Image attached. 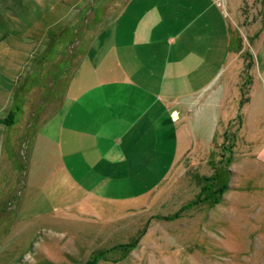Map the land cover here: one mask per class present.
<instances>
[{"label":"rangeland","instance_id":"374dc122","mask_svg":"<svg viewBox=\"0 0 264 264\" xmlns=\"http://www.w3.org/2000/svg\"><path fill=\"white\" fill-rule=\"evenodd\" d=\"M131 1L0 0V264H264L257 124L241 132L231 164L221 144H160L169 156L154 165V194L127 189L107 204L79 200L51 149L34 141L65 87L82 92L94 79L93 64L122 30L120 15H138L153 0L126 9ZM168 1L206 9L229 30L239 73L224 102L223 111L238 117L229 136L246 110H261L264 120V0Z\"/></svg>","mask_w":264,"mask_h":264},{"label":"crops","instance_id":"0c3cea01","mask_svg":"<svg viewBox=\"0 0 264 264\" xmlns=\"http://www.w3.org/2000/svg\"><path fill=\"white\" fill-rule=\"evenodd\" d=\"M184 3L153 0L138 15L121 14L122 30L115 31L113 45L93 64L94 79L90 76L82 92L65 87L53 119L43 118L34 141L51 149L52 161L82 202H118L127 189L135 196L154 194V165L169 156L160 144L222 148L236 144L252 124L264 134L261 110L258 115L246 110L229 136L238 117L223 111L224 102L231 85L238 88L239 77L229 30L223 31L220 16L212 19L206 9ZM139 5L143 0L129 2L126 9ZM247 104L250 108L252 99ZM258 142L264 158V138ZM111 194L118 195L112 199Z\"/></svg>","mask_w":264,"mask_h":264},{"label":"trees","instance_id":"16d2710c","mask_svg":"<svg viewBox=\"0 0 264 264\" xmlns=\"http://www.w3.org/2000/svg\"><path fill=\"white\" fill-rule=\"evenodd\" d=\"M246 69L248 70V71H251V69H252V67H253V58H252V56L250 55V54H247V59H246ZM252 84V77L251 76H248V79H247V81H246V85H251ZM242 92H243V89L241 90ZM246 94V93H245ZM245 94H243V97H244V95ZM242 104H243V101H242ZM229 145V152H227V149H226V145L225 146H223L222 147V149H223V152L224 153H228L229 155H230V159L228 160V164H231L232 163V158H233V150H234V147H235V145L234 144H228ZM224 156L225 155H222V159L224 158ZM215 180V179H214ZM204 181H206V182H208V181H210V179H208V178H205L204 179ZM226 189H227V186L225 187V188H222V189H219V191L218 192H216V194H219L220 195V197L226 192ZM215 203L217 204L218 203V201H215ZM167 219V218H166ZM169 219V218H168Z\"/></svg>","mask_w":264,"mask_h":264}]
</instances>
